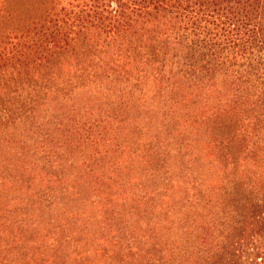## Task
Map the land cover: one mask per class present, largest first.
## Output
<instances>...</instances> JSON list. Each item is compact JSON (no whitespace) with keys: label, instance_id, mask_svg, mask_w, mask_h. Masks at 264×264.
Returning <instances> with one entry per match:
<instances>
[{"label":"trees","instance_id":"1","mask_svg":"<svg viewBox=\"0 0 264 264\" xmlns=\"http://www.w3.org/2000/svg\"><path fill=\"white\" fill-rule=\"evenodd\" d=\"M7 2L13 7L2 18L10 16L26 48L17 56L27 61L26 69L16 71L18 97L24 75L27 87L17 109L26 107L32 119L62 111L69 122L68 135L45 137L38 159L56 167L65 150L77 152L89 183L115 189L101 203L111 209L96 218L70 212L63 226L47 218L41 227L37 216L36 228L18 207L23 197L0 196V237L7 249L32 257L22 239L31 226L44 239L56 237L48 249H58L62 264L76 258L89 264H264V0H0V5ZM72 57L75 66L59 65ZM148 96L150 105H159L155 112L142 109L116 123L107 114L106 99L113 104L117 98L125 107ZM161 127L167 130L163 137ZM128 136L139 141L133 150ZM202 151L210 164L195 163ZM163 169L189 185L186 198H178L182 188L153 194L172 187L171 175L161 183L162 174L158 186L149 182L166 173ZM184 199L186 207L197 202L206 209L199 221L192 219L200 234L193 223L183 236L174 231L182 221L175 208ZM118 200H124L121 208ZM38 207L32 215L41 213ZM74 218L84 221L78 226L89 247L72 259L66 251ZM104 226L117 234H102ZM47 246L41 244L43 252L34 255L39 263Z\"/></svg>","mask_w":264,"mask_h":264},{"label":"rangeland","instance_id":"2","mask_svg":"<svg viewBox=\"0 0 264 264\" xmlns=\"http://www.w3.org/2000/svg\"><path fill=\"white\" fill-rule=\"evenodd\" d=\"M12 7V2H7L0 5V196H8L9 199L13 196L19 197V195L23 197L25 203H21L20 205H18V207L21 209L20 211L24 213V216H28L27 222H29V224L33 222L32 227L34 228H36V225H38L39 223H34L37 216L41 217V221L39 224V226L41 227L47 224V218H49L50 225L54 223L61 224V226H63V223L66 222L65 219H67L68 217L70 219V216H73V214H70V212H77L79 217L80 215H82V212H87L89 216L93 215L96 218L99 214H102L107 209H111L110 207H106L107 209L101 207V203H105L106 201V199H103L104 195L110 194L111 192H113L112 190L115 189L109 188L108 186L106 187L104 183V185H100L102 188L97 184L89 183L88 180L92 178L84 176L83 165H80V160L78 159L79 156L77 155V152H72L68 149L65 150L64 154L60 156L56 167L50 166L49 162H45V164L42 162L43 160L38 159L44 154L41 143L43 140H45L46 136L48 137V135L50 134L54 138H60L63 135L69 134V122H66L67 120L65 118V114L62 111L58 110H56V112L47 110L48 112H42L39 118L32 119V114L28 112V109L26 107L17 109L18 104L21 102L19 101L18 103V99L24 97V95L27 93V87L26 76L24 75L25 81H23L21 85L24 91L20 90L22 92H20V97H18L19 90L17 91V89H19L20 87H18L17 85L18 78L16 77V71L23 68L26 69V67L24 66L27 65V61L23 59L20 60L19 57H17L19 49L21 48V41H23V39H19L16 31H14L10 16L7 17L6 20L2 18L3 14L1 13L10 11ZM21 49L26 52V48L22 47ZM72 58L73 61H67L65 59L61 61L59 65L61 67L75 66L76 62L78 63V61L75 60L74 57ZM149 97L150 96H148V99L146 98L145 101L141 99L137 100L136 102L127 101L128 104L125 103V107L122 102H116L117 98L112 100L114 102L113 104H111V102L106 99V101L110 104L107 114L113 117L116 116V123L117 121L119 122L121 119H124L126 117L133 118L142 109H153L155 112L156 110H158L159 105L157 103L150 105L149 103H151V100ZM102 100L105 101V99ZM96 103L97 101H93L92 104ZM115 103H117L116 106ZM114 112H116L115 114H122V116L112 115L114 114ZM154 116L156 117V120L160 119L158 113H156ZM154 116L152 119L153 121ZM37 120L39 122H42L40 123L41 125L34 124V122H37ZM146 125H148V123ZM160 131L162 137L167 133V130L164 127H161ZM191 137H194V135L191 134ZM167 138H169L168 135ZM126 139H130L127 143L130 150L135 149L136 145L139 144L138 140L130 138V136H128ZM167 142H169V140L165 141V143ZM127 150L129 149H126V151ZM171 154H175V152L172 151L170 155ZM198 154H202V159L196 161L195 163H198L199 165H208L210 164L209 162L212 161L211 159L209 161L207 160V158H203V151ZM74 156L76 157V159L72 158ZM142 166L147 167L144 166V164H142ZM185 166H188V164H185ZM163 170H165L166 173H163L161 171L158 177H155V179L152 178V180H150L149 182L157 185L158 180L162 179V174L164 175V179L161 183L167 182V177H169L170 175L172 177V173L167 172L166 169ZM180 175H182V173H179V176ZM145 179H149V177L146 176ZM170 179L172 183L171 188H169L168 190L158 188L153 192V194L156 195L155 193H163L165 191L167 195L175 192L179 188H182V191H180L178 198H180V201L184 197L186 198L184 187L188 188L189 185L184 182V179L179 178L178 175H175V177H172ZM174 185L177 186L176 189L173 187ZM97 188H99L100 190L98 191ZM134 190H137V192L139 193L142 191V189H140V187H138L137 185L134 187ZM191 194L192 193L189 192V194L187 195V199L193 201V197ZM155 197L156 196H154V198ZM186 201L187 200L177 203V207L175 208V216L182 218V221L180 223L181 227L178 229L174 228V231L178 232V237L183 236L186 229H189L188 226H191L192 223L194 224V221H192V219L198 220L197 218L200 211L206 214V209H202V206L200 204H197V202H195L196 207L190 208L184 206L186 204ZM118 203V208H121V203H124V200H118ZM178 205H181L182 207V214L178 211ZM13 207H16V205L12 206V208ZM37 207L41 209V213L38 215H32V212L36 211L35 209ZM96 208H98V210ZM192 212L194 213L193 216L191 214ZM108 214L109 212L106 214V217L108 216ZM138 214L136 215V217H138L139 222L143 224L145 221V219L143 218V214ZM207 218L210 219V217ZM74 219H71L70 223H68V230L70 231L69 238L72 239H70V247H68L66 251V254L68 256H71L72 259L75 257L78 251L80 252L81 249H86L89 247V245L83 246V237L85 235V231L83 229V226H78L79 223H83L84 221L76 220V218ZM94 220L95 219L93 218V222H95ZM111 224H116V221L112 222ZM71 226L74 228H71ZM86 226L90 227V225ZM197 226L198 224L195 223L194 228L196 229V234H200V228H198ZM27 227H23L25 230L22 239L28 242L29 247H31L29 254L32 255V257L25 256L26 258H21L19 252L13 253L9 251L7 249V245L0 237V264H13L14 259H18L20 261L18 264H62L64 257L59 253L58 249H55L53 247L48 249L50 246L56 245L50 244L52 242V239L56 237H53V235H51L50 240L46 239V237L44 239L43 237L39 236L40 233H36V229L34 231V228H32L31 226ZM106 228L107 227H105L104 230L100 232H102V234L109 235L117 234V231H115L113 234L109 233ZM32 230L34 231V234L31 233ZM97 230L99 231V229L96 228L95 234H97ZM100 232H98V235L94 236H100ZM118 232V235L121 236L122 233L120 231ZM38 237H40V239ZM87 237H89V239L91 240L90 235ZM116 239L117 237L115 236V240ZM43 243L45 245L48 244V246L46 247L47 250L45 251V253L40 254V258L41 260H43L42 263H39V255H34L37 251H40V253L43 252V247H40ZM97 244H93V246ZM98 246L100 247L99 244ZM89 249L91 251L93 250L92 248ZM44 254L45 256H43ZM51 254L56 255L53 261L51 260L52 258L48 256ZM76 259L79 262H77L76 260L67 261L66 259L65 261L66 264L90 263H85V261L81 260V258ZM107 261H109V259Z\"/></svg>","mask_w":264,"mask_h":264}]
</instances>
